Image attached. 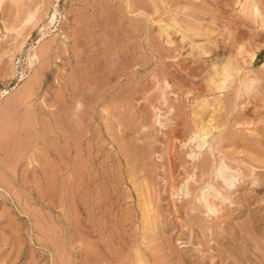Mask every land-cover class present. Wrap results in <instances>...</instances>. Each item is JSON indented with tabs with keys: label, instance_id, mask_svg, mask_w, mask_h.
Masks as SVG:
<instances>
[{
	"label": "rangeland",
	"instance_id": "rangeland-1",
	"mask_svg": "<svg viewBox=\"0 0 264 264\" xmlns=\"http://www.w3.org/2000/svg\"><path fill=\"white\" fill-rule=\"evenodd\" d=\"M53 4L56 5L58 12L50 21ZM219 4L223 11V23L232 17L250 16L247 0H219ZM72 6V0H0V26L2 28L0 32V264H94L100 257L101 260L98 261V264H138L139 257L140 255L143 256V249L146 248L147 240L144 235L152 233L155 240H149L150 245L157 243L158 248L162 246L173 248L175 253L184 258V264H264V254H262L264 253V151L259 154L245 150L240 146L233 147L224 144L220 141V135L226 126L225 123L218 129H212L207 135L202 134L200 130L203 144L197 143L192 138L189 139V136L185 138L184 129L181 128V125L177 127V133L173 132L171 114L174 110L171 106L163 105L160 109L147 107L146 99H140L138 91L132 92L134 89L138 90L135 87V82L138 79L141 83L140 88H150L151 85L149 84H152V77L149 70L152 65L136 66L139 67V72L135 76L132 72L133 67H122L123 64L118 63L117 71L115 69L114 72H108V70L104 72L105 79L103 76H100L101 78L95 77L96 82L93 80L91 84L94 89H89L91 88L90 85L88 89L80 86L81 90L79 94H76L75 87L81 81L79 73L81 70L83 71L77 66V61L79 60L84 64L88 56L87 52L83 51V53L79 52L80 55L77 54L71 47L73 45L72 38L67 40L63 38V28L69 29L75 19L79 26L86 23V14L75 12L72 10ZM260 6L262 7L263 4ZM256 22L258 23H254V25L259 28L260 18L256 19ZM249 27H251L248 29L252 35L246 38L249 42L243 38V41L241 40L242 42H238L236 45L237 49L244 47L243 53L240 54L243 62L247 60L246 54L250 51L255 52V59L248 65L244 64L245 68L237 74L238 104L235 106V110L225 115V118H231L233 114H238L239 107L248 109L243 116L248 117L247 120L244 118L245 122L242 121V115H239L241 116L240 121L237 120L238 123L235 125L238 128V130L236 129L238 133L253 131L254 128H259L264 124V29L253 32V27L251 25ZM80 30L79 27L78 31ZM221 32L225 34H223V41H227L226 31ZM193 41L202 43L203 38H197ZM240 43L243 44V47ZM61 53L64 54L61 55ZM136 55L140 56L141 53ZM183 55L185 54L166 58V60L175 62L179 57L185 66H193L188 61L189 56L186 55L187 59L186 57L183 59ZM203 55V59L212 57L209 52ZM142 57L144 59L147 54H143ZM3 63L6 64L7 68H4ZM115 71L116 73L119 72L116 74ZM70 74L72 78H75L71 79ZM68 76L69 78H67ZM111 76L112 78H110ZM128 76L133 77L127 79ZM8 77V81L4 82ZM113 84L116 86L111 90L109 85ZM63 85L66 87L64 88ZM127 85L129 86L124 89L123 86ZM99 86L101 89L96 88ZM72 87L76 92L75 94L81 96L73 97L74 94L70 91ZM96 89L97 96L93 92ZM123 89L126 90L125 93ZM154 90H149V94H152ZM242 92L244 94L240 95ZM87 94L91 96L92 100ZM217 94L222 96L223 90H218ZM201 98L203 97L193 100L191 97L192 102L189 99L187 104L199 106L201 105ZM86 99L89 101L87 102ZM75 100L85 107L87 106V109L83 106L78 113L74 112V115H77V120L80 119L79 125L84 124L81 127L78 124L74 125L75 132L78 131L79 133L76 134H81V138L74 133L72 135L75 138L72 140L73 136L67 132V139L64 142L61 137L64 117L59 114L68 109L67 107L72 103L75 107L77 102ZM53 102L56 103L53 105ZM105 102L111 103L106 105ZM60 107L64 108L61 109ZM133 107L134 109H132ZM66 111L68 112V110ZM134 111L135 114L140 111L142 113L133 118L132 113ZM81 115L83 118L86 116L85 120L81 118ZM145 115L149 119L147 116L144 117ZM154 117L155 119H153ZM145 118L147 119L145 120ZM62 120L63 122H61ZM45 121L49 122L46 124ZM139 122L143 123L140 127H138ZM81 128L84 129L81 130ZM134 129L138 130L134 131ZM192 129L199 130V127ZM56 134L57 136H55ZM173 135L176 137L174 138ZM77 137L80 139H76ZM77 142L78 144H76ZM53 143H56V146ZM35 144L37 145L35 146ZM19 146L20 148H18ZM261 146L264 148V141L261 142ZM53 148H56L57 151ZM120 151L123 152L120 153ZM206 153L211 159L203 158L200 160L201 155L205 156ZM76 157H79L77 161L75 160ZM75 161L81 162L80 165ZM200 161H203L202 165L206 169L202 168ZM143 163L144 165H142ZM169 163L171 164L169 165ZM195 163H199L200 168L195 166ZM76 164L79 168L83 165L80 170H82L81 174L86 180L82 178L78 182V171L77 173L72 171ZM218 164L221 167L228 165L232 169L234 178L225 181L222 177L215 175L213 171ZM199 169H202V172H199ZM135 170L136 172H134ZM21 173L24 174L21 175ZM111 176H116L115 179L119 178L118 180L123 177L125 179V182L115 186V192L112 195H110L109 190ZM44 177L47 178L43 179ZM43 181L45 182L43 183ZM46 181L48 184L45 186ZM134 184L138 189L135 188ZM70 188L74 191H71ZM37 194H42V196ZM114 198H119L120 201L112 206ZM123 199L125 202H122ZM73 200L76 204L73 203ZM75 211L77 212L75 213ZM145 212L150 214L155 212L156 221L150 229L142 224ZM96 215L99 216L96 217ZM88 217L90 218L86 219ZM130 218H133L134 221L132 224H127L126 222ZM104 221H106L105 224H103ZM240 222L242 223L240 224ZM77 223L79 225L82 223L80 226L83 227L79 228ZM11 224L15 225L12 226ZM93 224L95 226H92ZM242 224L245 225L242 226ZM247 225L250 226V229L247 228L246 230ZM250 233L252 234L251 237L248 236ZM117 236L118 238H116ZM61 242L62 244H60ZM173 243L174 246L172 247ZM90 248L91 250H89ZM114 248L117 252L118 249L120 251L117 253ZM89 251L90 253H88ZM115 253L119 255H113ZM110 255L118 260L110 257ZM90 258L91 260H89ZM174 260L175 258L170 261ZM169 262L166 264H172Z\"/></svg>",
	"mask_w": 264,
	"mask_h": 264
},
{
	"label": "bare ground",
	"instance_id": "bare-ground-1",
	"mask_svg": "<svg viewBox=\"0 0 264 264\" xmlns=\"http://www.w3.org/2000/svg\"><path fill=\"white\" fill-rule=\"evenodd\" d=\"M53 1V0H52ZM57 1V0H55ZM73 6L72 10H75V12H83L86 14V23H83V26H79L78 21L75 19L69 29L63 28V38L64 39H73V42L71 47L77 52L78 55L79 52H87V59H85L86 63L83 64V62L77 61V66L81 70L79 75H81V81L76 85L75 87L76 92L74 91V88L70 91H72L73 97L81 96L76 95L79 94L81 88H86L91 86L92 81H95V77L99 78L100 76H103L106 70L108 72H114L113 70L119 68L117 66L118 63L123 64V66L129 68V66L133 67V74L137 75L139 72V67L144 65H152L149 70V74L152 77V84L150 88L149 87H142L140 88V80L138 79L135 82V87L138 88V90L134 89L132 92H139L140 99H146L145 103L147 104V107L150 106L154 109H160L163 105L171 106L174 110L172 112V118H173V125L171 127L173 132L177 133V127L182 126L181 128L184 129V135L185 138L189 136V139H194L197 143L203 144V138L201 137L200 130L202 131V134H209L212 129H218L220 126L226 124L223 133L220 135L221 140L224 144H227L229 146H240L248 151L258 152L259 154L264 151L263 146H261V142L264 141V124H262L259 128H254L253 131H245L238 133L236 129L238 130L237 126H235L238 122L237 120L240 119L241 116H245L248 109L246 108H238V114L234 115L231 118L226 117L225 115L229 112H232V110H235V106L238 104L239 96L237 95V74L239 71L243 70L245 67L244 64H250L255 59V52L250 51L247 55V60L242 61L241 60V53L244 51L243 44L240 43L243 47L241 49L239 46V49H237V43L242 42L243 38H247L249 36H252L249 32L251 28L250 25L253 27L252 31L257 32L264 29V0H247L249 2V15H245L244 18H234L228 19L227 22H222L223 17V11L220 8L219 0H72ZM43 2V1H41ZM231 2V1H230ZM70 4V3H69ZM226 4V3H225ZM263 6L261 7L260 5ZM227 6V5H226ZM11 8V7H10ZM225 9V8H224ZM228 9V8H227ZM230 9V8H229ZM19 12V11H18ZM57 8L56 5L53 4V12L50 17V21H52L56 15ZM247 12V11H245ZM82 15V13H81ZM65 16V15H64ZM79 16V15H78ZM84 16V15H83ZM226 16V15H225ZM228 16V15H227ZM231 16V15H230ZM23 17V16H22ZM18 18V17H17ZM16 18V19H17ZM85 18V16H84ZM83 18V19H84ZM260 18L261 22L259 23V28H256V25L254 23L256 22V19ZM19 19V18H18ZM20 20V19H19ZM79 20V19H78ZM7 22V21H6ZM2 23V22H1ZM16 23V22H15ZM7 24V23H6ZM61 25V24H60ZM63 27V24H62ZM80 27V31H78ZM62 29V28H61ZM2 31V28L0 26V32ZM8 31V30H7ZM226 31V40L223 41V32ZM12 33V31H11ZM7 34V33H6ZM256 34V33H255ZM225 35V34H224ZM258 35V34H257ZM19 36V35H18ZM2 38V37H1ZM197 38H203L202 43H195L193 40ZM3 39V38H2ZM60 40V39H59ZM242 40V41H241ZM246 39L245 41H247ZM52 41V39H51ZM249 42V40H248ZM5 43V42H4ZM2 43V44H4ZM244 43V42H243ZM16 44V43H15ZM239 45V44H238ZM248 45V44H247ZM236 46V47H235ZM61 47V46H60ZM70 47V46H69ZM5 48V46H4ZM10 48V47H9ZM63 48V47H62ZM236 48V49H235ZM246 48V47H245ZM47 50V49H46ZM73 50V51H74ZM78 50V51H77ZM249 50V49H248ZM252 50V49H250ZM83 51V52H82ZM246 51V50H245ZM211 53L212 57L209 59H203L204 55L206 53ZM141 53L140 56H137L136 54ZM64 53H61V55ZM147 54V57L143 59L142 55ZM183 55V59L188 55V61L193 65H184L182 63L183 61L178 59L175 62H172L171 60H166V58H174L177 55ZM68 55V54H67ZM66 56V55H65ZM84 56V55H83ZM243 56V55H242ZM245 56V55H244ZM257 57V56H256ZM75 58V57H74ZM66 59V58H65ZM83 59V58H82ZM187 59V57H186ZM203 59V60H201ZM44 60V59H43ZM42 60V62H43ZM60 61V59H59ZM185 61V60H184ZM69 62V61H68ZM47 63V62H46ZM186 63V62H185ZM4 64V63H3ZM190 64V65H191ZM75 66V65H74ZM139 66V67H136ZM72 67V66H71ZM4 68L6 67V64H4ZM76 68V66H75ZM263 68V67H261ZM42 69V68H41ZM56 70V69H55ZM76 70V69H75ZM13 71V70H12ZM44 71V70H43ZM115 71V73H116ZM143 71V70H142ZM73 72V71H72ZM106 72V73H108ZM119 72V71H118ZM117 72V73H118ZM141 72V71H140ZM116 73V74H117ZM142 73V72H141ZM76 74V73H75ZM98 74V75H97ZM109 74V73H108ZM107 74V75H108ZM140 74V73H139ZM148 74V75H149ZM77 75V74H76ZM106 75V78L108 76ZM113 75V74H112ZM135 75V76H136ZM147 75V76H148ZM71 76V74H70ZM116 76V75H115ZM146 76V77H147ZM39 77V75H38ZM133 76H128V78H132ZM142 77V76H141ZM248 77V76H247ZM69 78V76L67 77ZM66 78V79H67ZM75 78V77H74ZM71 76V79H74ZM101 78V77H100ZM105 79V77L103 76ZM102 78V79H103ZM112 78V76L110 77ZM115 79V77H113ZM135 78V77H134ZM148 78V77H147ZM5 79V78H3ZM9 79L6 78L4 82H7ZM123 79V78H122ZM249 79V77H248ZM251 79V78H250ZM263 79V78H262ZM69 80V79H68ZM149 80V79H148ZM257 80V79H256ZM1 81V80H0ZM3 81V80H2ZM144 81V80H143ZM147 81V80H146ZM72 82H74L72 80ZM76 82V80H75ZM96 82V81H95ZM99 82V81H98ZM64 83V82H63ZM149 83V82H148ZM252 83V82H251ZM2 84V83H1ZM66 84V83H65ZM147 84V83H146ZM145 84V85H146ZM254 85V83H252ZM72 85V84H70ZM90 85V86H89ZM148 85V86H149ZM59 86V85H58ZM64 86V85H63ZM97 86V85H95ZM116 85H109L111 90H113ZM127 86H123L124 89H126ZM134 86V85H133ZM251 86V85H249ZM255 86V85H254ZM260 86V85H259ZM38 87V86H37ZM66 86H64L65 88ZM70 87V86H69ZM122 87V86H121ZM252 87V86H251ZM71 88V87H70ZM94 89V87L91 86L89 89ZM96 88H100L96 87ZM130 88V87H129ZM128 88V89H129ZM132 88V86H131ZM140 88V89H139ZM262 88V87H261ZM60 89V88H59ZM101 89V88H100ZM123 89V90H124ZM155 89L152 94H149V90ZM61 90V89H60ZM83 90V89H82ZM122 90V89H121ZM218 90H223L222 96H219L217 94ZM245 90V89H244ZM92 92V90H90ZM97 89L93 92H95L97 96ZM126 90L123 92L125 93ZM258 91V90H256ZM55 92V91H54ZM61 92V91H59ZM83 92V91H82ZM85 92V91H84ZM91 92H89L91 94ZM92 92V93H93ZM128 92V91H127ZM131 92V91H130ZM250 93V91H248ZM253 92V91H252ZM56 93V92H55ZM62 93V92H61ZM76 93V94H75ZM86 93V92H85ZM88 93V92H87ZM122 93V92H121ZM171 93V95H170ZM54 94V93H53ZM64 94V92H63ZM71 94V93H70ZM132 94V93H131ZM174 94V97L172 95ZM244 94V92L240 93ZM254 94V93H253ZM67 95V94H66ZM114 96H118L115 94H112ZM264 95V94H263ZM61 96V95H59ZM68 96V95H67ZM86 96V95H85ZM87 96H89L87 94ZM135 96V95H134ZM62 97V96H61ZM91 96H89L90 98ZM94 97V95H93ZM112 97V96H111ZM192 97L194 100L195 98H201V105H192L189 106L187 103L189 102V99ZM57 98V97H56ZM71 98V97H69ZM84 98V97H83ZM82 98V99H83ZM88 98V99H89ZM262 98V97H261ZM55 99V98H54ZM72 99V98H71ZM85 99V98H84ZM91 99V98H90ZM94 99V98H93ZM109 98H107L108 100ZM129 99V98H127ZM192 99L191 102H192ZM12 100V99H11ZM45 100V99H44ZM62 100V99H61ZM87 100V99H86ZM92 100V99H91ZM176 100V102H174ZM20 101V100H19ZM47 101V100H46ZM73 101V100H72ZM71 101V102H72ZM77 101V100H75ZM84 101V100H82ZM81 101V102H82ZM89 100H87L88 102ZM109 101V100H108ZM111 101V100H110ZM119 102V100H116V102ZM131 101V100H130ZM252 101V100H251ZM63 102V101H62ZM68 102V101H67ZM70 102V103H71ZM112 102V101H111ZM107 102V103H111ZM134 102V101H133ZM51 103V102H50ZM56 103V102H55ZM53 102V105L55 104ZM85 103V102H83ZM91 103V102H90ZM106 103V102H105ZM104 103V106H105ZM106 103V105H107ZM59 104V103H58ZM57 104V105H58ZM61 104V103H60ZM145 104V105H146ZM248 104V103H247ZM246 104V105H247ZM47 105V104H46ZM56 105V106H57ZM66 105V104H65ZM68 105V104H67ZM73 105V106H72ZM69 107H67L68 112L66 110H63L64 112H61L59 115L64 117V123L62 127V138L64 142H66L67 139V132L71 133L80 137L78 135V131L75 132L74 125H79L77 120V115H74L75 107L72 103ZM86 105H88L86 103ZM103 105V104H102ZM256 105V104H255ZM258 105V104H257ZM62 106V105H60ZM84 106V105H83ZM131 106V105H130ZM259 106V105H258ZM59 107V106H58ZM85 107V106H84ZM126 107V105H125ZM135 107V106H134ZM134 107L132 109H134ZM188 107V108H187ZM260 107V106H259ZM61 108V107H60ZM58 108V109H60ZM64 108V107H62ZM61 108V109H62ZM139 108V107H138ZM253 108V107H252ZM256 108V107H255ZM258 108V107H257ZM27 109V108H26ZM46 109V108H45ZM48 109V108H47ZM87 109V106L85 107ZM84 109V110H85ZM129 109V108H128ZM127 109V110H128ZM142 110V109H141ZM152 110V109H151ZM260 110V109H259ZM155 111V110H153ZM152 111V113H153ZM171 111V110H170ZM256 111V110H255ZM57 112V111H56ZM64 113V115H63ZM78 113V112H77ZM142 111L132 113L133 118H135L138 115H140ZM148 113V112H147ZM57 114V113H56ZM76 114V113H75ZM155 114V113H154ZM160 114V113H158ZM170 114V113H169ZM79 115V114H78ZM153 115V114H152ZM252 115V114H251ZM12 116V115H11ZM82 116V115H81ZM145 115L144 117H146ZM151 116V115H150ZM189 116V118H188ZM249 116V115H248ZM45 117V116H44ZM86 117V116H85ZM84 117V118H85ZM101 117V115H100ZM152 117V116H151ZM10 118V117H9ZM8 118V119H9ZM48 119L47 117H45ZM44 118V119H45ZM83 118V116L81 117ZM83 118V119H84ZM126 118V116H125ZM148 118V116H147ZM145 118V120L147 119ZM247 120L248 117H243V122H245V119ZM253 118V117H251ZM259 118V117H258ZM257 118V119H258ZM45 119V120H46ZM61 119V118H60ZM63 119V118H62ZM87 119V118H86ZM102 119V117H101ZM111 119V118H110ZM149 119V118H148ZM155 119V117L153 118ZM256 119V118H254ZM85 120V119H84ZM129 120V119H126ZM140 120V119H139ZM7 121V120H6ZM10 121V120H9ZM102 121V120H101ZM131 121V120H129ZM154 121V120H153ZM240 121V120H239ZM251 121V120H250ZM255 122V120H253ZM28 122V121H27ZM26 122V123H27ZM37 122V121H36ZM45 121L44 123H46ZM49 122V121H48ZM47 122V123H48ZM63 122V120L61 121ZM80 122V121H79ZM162 122V121H161ZM242 122V123H243ZM259 122V121H256ZM12 123V122H11ZM15 123V121H14ZM41 123V122H40ZM46 123V124H47ZM83 123V122H81ZM116 123V122H115ZM121 123V122H119ZM140 124L138 127L142 126V122H139ZM152 123V122H151ZM164 123V121H163ZM247 123V122H246ZM60 124V123H59ZM127 124V123H126ZM16 125V124H15ZM36 125V124H35ZM49 125V124H48ZM46 125V126H48ZM53 125H55L53 123ZM84 126V124H80L79 126ZM122 125V124H120ZM135 125V124H134ZM116 126V124H115ZM137 126V125H136ZM146 126V125H145ZM4 127V126H3ZM14 127V126H13ZM50 127V126H48ZM57 127V126H56ZM137 127V128H138ZM199 127V130H193L192 128ZM28 128V127H27ZM85 128V127H84ZM84 128H81L83 130ZM180 128V129H181ZM14 129V128H12ZM43 129V127H42ZM77 129V128H76ZM152 129V128H151ZM168 129V128H167ZM247 129V127H246ZM46 130V129H44ZM50 130V129H49ZM138 129H134V131H137ZM242 130V129H241ZM11 131V130H10ZM16 131V130H15ZM38 131V130H37ZM72 131H74L72 133ZM95 131V130H93ZM133 131V129H132ZM153 131V130H152ZM27 132V131H26ZM53 132V130H52ZM58 132V131H57ZM80 132V131H79ZM84 132V131H83ZM88 132V131H87ZM130 132V131H129ZM144 132V131H143ZM156 132V131H155ZM10 133V132H9ZM18 134V132H16ZM39 133V132H38ZM47 133V132H46ZM78 133V134H76ZM158 133V132H157ZM15 133L13 132V135ZM87 134V133H86ZM69 135V136H71ZM73 136L72 140L75 138ZM15 136V135H14ZM39 136V135H37ZM57 136V134L55 135ZM119 136V135H118ZM155 136V135H153ZM174 138L176 137L173 135ZM13 137V136H12ZM47 137V136H46ZM78 137L76 139H78ZM129 137V136H128ZM156 137V136H155ZM160 137V136H158ZM1 138V137H0ZM81 138V137H80ZM79 138V139H80ZM95 138V137H94ZM125 138V137H124ZM172 138V137H171ZM217 138V137H216ZM18 139V138H16ZM15 139V140H16ZM78 139V140H79ZM120 139V138H119ZM30 140V138H29ZM77 140V141H78ZM130 140V139H129ZM163 140V139H162ZM168 140V139H167ZM10 141V140H9ZM51 141V140H50ZM134 141V140H133ZM161 141V139H160ZM72 142V141H71ZM132 142V141H131ZM158 142V140H157ZM172 142V141H171ZM185 142V141H184ZM14 143V142H13ZM25 143V141H24ZM62 143V142H61ZM74 143V142H72ZM95 143V142H94ZM104 143V142H103ZM120 143V142H119ZM173 143V142H172ZM169 143V144H172ZM182 143V142H181ZM219 143V142H218ZM21 144V142H20ZM45 144V143H44ZM54 144V143H53ZM56 144V143H55ZM54 144V145H55ZM78 144V142L76 143ZM88 144V143H87ZM3 145V144H2ZM37 144H35L36 146ZM50 145V144H49ZM47 145V146H49ZM95 145V144H94ZM137 145V144H136ZM5 146V145H4ZM13 146V145H12ZM40 146V145H39ZM51 146V145H50ZM56 146V145H55ZM58 146V145H57ZM63 146V145H62ZM90 146V145H89ZM97 146V145H96ZM113 146V145H112ZM152 146V145H151ZM11 147V146H10ZM30 147V145H29ZM74 147V145H73ZM76 147V146H75ZM80 147V146H78ZM82 147V146H81ZM91 147V146H90ZM95 147V146H94ZM12 148V147H11ZM20 148V146L18 147ZM37 148V147H36ZM39 148V147H38ZM51 148V147H50ZM57 148V147H56ZM56 148H53L57 151ZM59 148V147H58ZM89 148V147H87ZM86 148V149H87ZM210 148V147H209ZM29 149V148H28ZM41 149V148H40ZM61 149V148H60ZM79 149V148H77ZM135 149V148H134ZM23 150V148H22ZM35 150V149H34ZM33 150V151H34ZM63 150V148H62ZM96 150V149H95ZM131 150V149H130ZM129 150V151H130ZM156 150V149H155ZM166 150V149H165ZM38 151V150H36ZM42 151V149H41ZM55 151V152H56ZM60 152V150H58ZM76 151V150H75ZM116 151V150H115ZM143 151V150H142ZM9 152V151H8ZM58 152V153H59ZM97 152V151H96ZM101 152V151H100ZM123 152V151H122ZM120 151V153H122ZM10 153V152H9ZM25 154V152L23 151ZM36 153V152H35ZM105 153V152H104ZM168 153V152H166ZM197 153V152H196ZM62 154V153H61ZM59 154V155H61ZM65 154V153H64ZM63 154V155H64ZM116 154V153H115ZM10 155V154H9ZM14 155V154H12ZM11 155V156H12ZM66 155V154H65ZM146 155V153H145ZM158 155V154H157ZM207 155V153H206ZM205 155V156H206ZM209 155V154H208ZM207 155V156H208ZM6 156V155H5ZM35 156V155H34ZM73 156V155H72ZM97 156V155H96ZM138 156V155H137ZM163 156V155H162ZM203 154L201 155V159L203 158H209V156L205 157ZM27 157V156H26ZM80 157V155H79ZM78 157V158H79ZM86 157V156H85ZM106 157V156H105ZM12 158V157H10ZM76 157V161L78 160ZM81 158V157H80ZM84 158V157H83ZM160 158V157H159ZM169 158V157H167ZM8 159V158H7ZM17 159V158H16ZM53 159V158H52ZM3 160V159H2ZM9 160V159H8ZM13 161V159H11ZM36 160V159H35ZM65 160V156H64ZM110 160V159H109ZM129 160V159H128ZM131 160V159H130ZM133 160V159H132ZM135 160V159H134ZM167 160V159H166ZM196 160V159H195ZM233 160V159H232ZM51 161V158H50ZM67 161V160H66ZM80 165L81 162H76ZM163 161V160H161ZM4 162V161H3ZM49 162V161H48ZM63 162V160H62ZM65 162V161H64ZM105 162V161H104ZM110 162V161H109ZM147 162V161H146ZM173 162V161H172ZM171 162V163H172ZM197 162V161H196ZM201 162V161H200ZM203 162V161H202ZM200 163L201 165L203 163ZM16 163V162H15ZM53 163V162H52ZM122 163V162H121ZM169 163V165L171 164ZM10 164V163H9ZM55 164V163H54ZM84 165V163H82ZM90 164V163H89ZM164 164V163H163ZM196 164V163H195ZM59 165V164H58ZM64 165V164H62ZM76 164L72 168L75 173L78 171V177L80 180L84 177L81 174V167L79 168ZM144 165V163L142 164ZM199 163L195 166L199 167ZM212 165V164H211ZM236 165V164H235ZM4 166V165H3ZM6 166V165H5ZM19 166V165H18ZM25 166V165H24ZM23 166V167H24ZM47 166V165H46ZM71 166V165H70ZM130 166V165H128ZM163 166V165H161ZM7 167V166H6ZM41 167V166H40ZM85 167V166H84ZM90 167V166H89ZM92 167V165H91ZM148 167V166H147ZM173 167V166H172ZM205 168V166L202 165V168ZM61 168V167H60ZM64 168V167H63ZM62 168V169H63ZM67 168V167H66ZM104 168V167H103ZM141 168V167H140ZM146 168V167H145ZM194 168V167H193ZM207 168L208 165H207ZM21 169V168H20ZM53 169V168H52ZM60 169V170H62ZM83 169V168H82ZM107 169V167H106ZM142 169V168H141ZM151 169V168H150ZM171 169V168H170ZM178 169V168H177ZM206 169V168H205ZM50 170V169H49ZM94 170V169H93ZM96 170V169H95ZM187 170V169H186ZM15 171V170H14ZM23 171V170H22ZM45 171V170H44ZM54 172V170H52ZM58 171V170H57ZM55 171V172H57ZM86 171V170H85ZM89 171V170H88ZM106 171V170H105ZM189 171V168H188ZM61 172V171H60ZM69 172V171H68ZM136 172V170L134 171ZM175 172V171H174ZM194 172V171H193ZM199 172H202V169H199ZM183 173V172H182ZM213 173L217 176L222 177L225 181L229 180L233 177L232 169L228 165H225L224 167H221L219 164L215 166ZM24 173H21L23 175ZM53 174V173H52ZM56 174V173H55ZM65 174V173H64ZM20 175V174H19ZM44 175V174H42ZM48 175V174H47ZM54 175V174H53ZM84 175V174H83ZM95 175V174H94ZM108 175V174H107ZM156 175V174H155ZM37 176V175H36ZM35 176V177H36ZM93 176V174H91ZM180 176V175H179ZM187 176V174H186ZM23 177V176H22ZM21 177V178H22ZM38 177V176H37ZM62 177V176H61ZM116 177V176H115ZM114 176H111L109 179V190L110 195L115 192V186L118 185V183L125 182L124 177L118 180L119 178L115 179ZM47 177H44L43 179H46ZM49 178V177H48ZM69 178V177H68ZM151 178V177H150ZM234 178V177H233ZM33 179V178H32ZM206 179V178H205ZM219 180V178H217ZM54 180V179H53ZM75 180V179H74ZM73 180V181H74ZM86 180V178L84 179ZM19 181V180H18ZM22 181V180H20ZM33 181V180H32ZM37 181V180H36ZM163 181V180H162ZM256 181V180H255ZM24 182V181H23ZM22 182V183H23ZM40 182V181H38ZM36 182V183H38ZM45 181H43L44 183ZM191 182V181H190ZM5 183V182H4ZM42 183V182H41ZM42 183V185H43ZM72 183V182H71ZM77 183V182H76ZM75 183V184H76ZM193 183V182H192ZM206 183V182H205ZM47 181L45 183L46 186ZM187 184V182H186ZM196 184V183H195ZM23 185V184H22ZM93 185V184H92ZM183 185V184H182ZM191 185V184H189ZM193 185V184H192ZM52 186V185H51ZM50 186V187H51ZM58 186V185H57ZM135 188L138 189V187L134 184ZM170 186V185H169ZM173 186V185H172ZM187 186V185H186ZM230 186V185H229ZM184 187V186H183ZM196 187V186H195ZM200 187V186H199ZM232 187V186H231ZM43 188V187H42ZM53 188V187H52ZM72 188V185H71ZM70 188V190H71ZM89 188V187H88ZM103 188V187H102ZM193 188V187H192ZM209 188V187H208ZM39 189V188H38ZM37 189V190H38ZM41 189V188H40ZM45 189V188H44ZM47 189V187H46ZM45 189V190H46ZM194 189V188H193ZM44 190V191H45ZM73 190V189H72ZM71 190V191H72ZM83 190V189H82ZM173 190V188H172ZM243 190V189H242ZM25 191V190H24ZM70 191V192H71ZM74 191V190H73ZM131 192V190L129 189ZM170 191V190H169ZM240 191V190H239ZM244 191V190H243ZM12 192V191H8ZM39 192V191H38ZM48 192V191H47ZM45 192V193H47ZM54 192V190H53ZM120 192V191H119ZM183 192V191H182ZM222 192V191H221ZM250 192V191H249ZM44 194V192H41ZM50 193V192H49ZM52 193V192H51ZM75 193V192H74ZM108 193V192H107ZM164 193V192H163ZM178 193V192H177ZM39 194V193H38ZM37 194V195H38ZM38 195V196H42ZM79 194V193H78ZM77 194V196H78ZM106 194V193H105ZM131 194V193H130ZM181 194V193H180ZM179 194V195H180ZM50 195V194H49ZM120 195V194H119ZM158 195V194H157ZM76 196V197H77ZM132 196V195H131ZM57 197V196H56ZM74 197V196H73ZM95 197V196H94ZM225 197V196H224ZM31 198V197H30ZM62 198V197H61ZM75 198V197H74ZM73 198V199H74ZM90 198V197H89ZM14 199V198H13ZM140 199V198H139ZM52 200V199H51ZM177 200V199H176ZM179 200V199H178ZM184 200V199H183ZM16 201V200H15ZM18 201V200H17ZM23 201V200H22ZM49 201V200H48ZM74 201V200H73ZM119 198H114L113 205H116L119 203ZM146 201V200H145ZM171 201V200H170ZM63 202V201H62ZM72 202V199H71ZM122 202H125L123 199ZM133 202V201H132ZM154 202V201H153ZM255 202V201H254ZM75 203V201L73 202ZM141 203V202H140ZM68 204V203H67ZM76 204V203H75ZM150 204V203H149ZM148 204V205H149ZM14 205V204H13ZM111 205V204H110ZM109 205V206H110ZM169 205V203H168ZM15 206V205H14ZM32 206V205H31ZM59 206V205H58ZM106 206V205H105ZM108 206V207H109ZM142 206V205H141ZM140 206V207H141ZM146 206V205H145ZM167 206V205H166ZM28 207V206H26ZM171 207V206H170ZM194 207V206H193ZM57 208V207H56ZM82 208V207H81ZM200 208V207H199ZM220 208V206H219ZM18 209V208H17ZM62 209V208H61ZM75 209V207H74ZM73 209V211H74ZM104 209V208H103ZM127 209V208H126ZM168 209V208H167ZM24 210V209H23ZM39 210V208H38ZM37 210V211H38ZM46 212L47 210L44 209ZM78 210V209H76ZM88 210V209H86ZM155 210V208H153ZM174 210V209H173ZM218 210V209H217ZM81 211V210H80ZM92 211V210H90ZM119 211V210H118ZM121 211V210H120ZM123 211V210H122ZM145 211V210H144ZM151 211V210H150ZM5 212V211H4ZM8 212V211H7ZM42 212V211H41ZM77 211H75L76 213ZM189 212V211H188ZM206 212V211H204ZM48 213V212H47ZM66 213V212H65ZM74 213V212H73ZM74 213V214H75ZM80 213V212H79ZM89 213V212H88ZM87 213V215H88ZM109 213V212H108ZM155 213V212H154ZM150 214L148 212H145L142 224L144 227L151 228L155 221L156 216L155 214ZM184 213V212H183ZM214 213V212H212ZM25 214V213H24ZM39 214V212H37ZM78 214V213H77ZM82 214V213H81ZM80 214V216H81ZM121 214V213H120ZM122 215V214H121ZM28 216V215H27ZM77 216V215H76ZM74 217L75 219L77 217ZM99 215H96L98 217ZM21 217V216H20ZM24 217V216H23ZM109 217V216H108ZM135 217V216H134ZM218 217V216H217ZM8 218V217H7ZM90 217L86 218L89 219ZM194 218V217H193ZM213 218V217H212ZM43 219V218H42ZM92 219V218H91ZM90 219V220H91ZM195 219V218H194ZM9 220V219H8ZM103 220V219H102ZM176 220V219H174ZM191 220V219H190ZM243 220V219H242ZM241 220V221H242ZM77 221V219H76ZM82 221V220H81ZM133 218H130L127 224L133 223ZM197 221H199L197 219ZM211 221V219H210ZM10 222V221H9ZM36 222V221H35ZM43 222L44 219H43ZM78 222H80L78 220ZM99 222V221H98ZM97 222V223H98ZM106 221L103 222L105 224ZM247 222V221H246ZM245 222V223H246ZM13 223V221H12ZM95 223V224H97ZM242 222H240L241 224ZM248 223V222H247ZM30 224V223H29ZM34 224V223H33ZM37 224V223H36ZM63 224V223H62ZM65 224V223H64ZM78 224V223H77ZM84 224V221H83ZM93 224L92 226H95ZM114 224V223H113ZM249 224V223H248ZM4 225V223H3ZM10 225V224H9ZM14 226L15 224H11ZM48 225V224H47ZM79 225V224H78ZM82 225V223L80 224ZM79 225V226H80ZM124 225V224H123ZM238 225V224H237ZM245 224H242V226ZM7 226V225H6ZM65 226V225H64ZM86 226V225H85ZM88 226V225H87ZM113 226V225H112ZM187 226V225H186ZM222 226V225H220ZM248 226V225H247ZM11 227V226H10ZM33 227V226H32ZM39 227V226H38ZM83 227V226H82ZM81 226L79 228H82ZM89 227V226H88ZM116 227V226H115ZM114 227V228H115ZM119 227V226H117ZM248 227H245L246 230ZM36 228V227H35ZM54 228V227H53ZM120 228V227H119ZM204 228V227H203ZM222 228V227H221ZM244 228V227H243ZM43 229V228H42ZM99 229V228H98ZM175 229V228H174ZM202 229V228H201ZM206 229V228H205ZM220 229V228H219ZM250 229V228H249ZM248 229V230H249ZM12 230V229H11ZM38 230V229H37ZM88 230V229H87ZM103 230V229H102ZM108 230V229H107ZM253 230V229H252ZM41 231V230H40ZM85 231V230H84ZM90 231V230H89ZM97 231V230H96ZM99 231V230H98ZM178 231V230H177ZM250 231V230H249ZM49 232V231H48ZM56 232V231H55ZM54 232V233H55ZM59 232V231H58ZM91 232V231H90ZM132 232V231H131ZM151 232V231H150ZM161 232V231H160ZM88 233V232H87ZM128 233V232H126ZM59 234V233H58ZM91 234V233H90ZM100 234V233H99ZM253 234V232H252ZM251 233L248 235L251 237ZM97 235V234H96ZM111 235V234H110ZM125 235V234H124ZM37 236V235H35ZM87 236V235H86ZM101 236V235H100ZM119 236V235H118ZM118 236L116 238H118ZM179 236V235H178ZM254 236V235H253ZM89 237V236H88ZM87 237V238H88ZM115 237V236H114ZM124 237V236H123ZM139 237V236H138ZM144 237L147 240V243L145 245V249H143L144 253L143 256L140 255L138 264H166L173 258H175L174 261H170L169 263H177V264H184V258L179 255L178 253H175L169 246L167 247H161L158 248L157 243L149 244V240H155L154 234H148L144 235ZM166 237V236H165ZM194 237V236H193ZM209 237V236H208ZM255 237V236H254ZM83 238V237H82ZM120 238V237H119ZM129 238V237H127ZM253 238V237H252ZM56 239V238H55ZM101 239V237H99ZM125 239V238H124ZM123 239V240H124ZM256 239V238H255ZM104 240V239H103ZM102 240V241H103ZM195 240V239H194ZM5 241V240H4ZM56 241V240H55ZM120 240H118L119 242ZM169 241V240H168ZM176 241V240H175ZM257 241V239H256ZM71 242V241H70ZM101 242V241H100ZM126 242V241H124ZM129 242V241H128ZM40 243V242H39ZM72 243V242H71ZM120 243V242H119ZM131 243V242H130ZM238 243V242H237ZM252 243V242H251ZM62 244V242L60 243ZM84 244V242H83ZM127 244V243H126ZM136 244V243H135ZM168 244V243H167ZM11 245V244H10ZM86 245V244H85ZM94 245V244H93ZM111 245V244H110ZM263 245V244H262ZM77 246V244H76ZM115 246V245H114ZM118 246V245H117ZM129 246V245H128ZM172 247L174 246L171 245ZM201 246V245H199ZM204 246V245H203ZM257 246V245H256ZM261 246V245H260ZM10 247V246H9ZM61 247V246H60ZM75 247V245H74ZM96 247V246H95ZM105 248V246H103ZM109 248V246H107ZM127 247V246H126ZM138 247V246H137ZM205 247V246H204ZM259 247V246H258ZM112 248V247H111ZM117 248V247H116ZM125 248V247H124ZM128 248V247H127ZM141 248V247H140ZM180 248V247H179ZM197 248V247H196ZM49 249V248H48ZM79 249V248H77ZM103 249V248H102ZM113 249V248H112ZM115 249V248H114ZM122 249V247H121ZM136 249V248H135ZM142 249V248H141ZM209 249V248H208ZM91 250V248L89 249ZM94 250V249H93ZM108 250V249H107ZM116 250V249H115ZM261 250V249H260ZM263 250V249H262ZM99 251V250H98ZM105 251V250H103ZM120 250L118 249V252ZM123 251V249H122ZM137 251V250H136ZM85 252V251H84ZM106 252V251H105ZM117 252V250H116ZM117 252V253H118ZM210 252V251H209ZM60 253V252H59ZM90 253V251L88 252ZM93 253V252H92ZM101 253V252H100ZM117 253L113 254L116 255ZM262 253V252H261ZM15 254V253H14ZM13 254V255H14ZM62 254V253H61ZM95 254V253H94ZM107 254V253H105ZM194 254V253H193ZM264 254V253H262ZM103 255V253H102ZM101 255V256H102ZM113 255H110V257L115 258ZM119 255V254H117ZM131 255V254H130ZM213 256V255H212ZM95 258V256H93ZM98 258V256H96ZM106 257V255H104ZM131 257V256H129ZM13 258V257H12ZM86 258L88 256L86 255ZM93 258V260H94ZM96 258V259H97ZM210 258V257H209ZM215 258V257H214ZM258 258V256H257ZM76 259V258H75ZM107 259V258H106ZM113 259V260H114ZM131 259V258H130ZM164 259V260H163ZM62 260V259H61ZM91 260V258L89 259ZM92 260V261H93ZM98 261L101 260L98 258ZM112 260V261H113ZM118 260V259H117ZM127 260V259H126ZM215 260V259H214ZM213 260V261H214ZM60 261V260H59ZM88 261V260H87ZM96 261V260H95ZM98 261L95 262L98 264ZM109 261V260H108ZM122 261V260H121ZM209 261V260H208ZM134 262V261H133ZM215 262V261H214ZM223 262V261H222ZM8 263V262H7ZM69 263V262H68ZM94 263V264H95ZM111 263V262H110ZM122 263V262H121ZM124 263V261H123Z\"/></svg>",
	"mask_w": 264,
	"mask_h": 264
},
{
	"label": "clouds",
	"instance_id": "clouds-1",
	"mask_svg": "<svg viewBox=\"0 0 264 264\" xmlns=\"http://www.w3.org/2000/svg\"><path fill=\"white\" fill-rule=\"evenodd\" d=\"M82 108H83L82 103H80L79 101H77L76 104H75V111L76 112H79Z\"/></svg>",
	"mask_w": 264,
	"mask_h": 264
}]
</instances>
